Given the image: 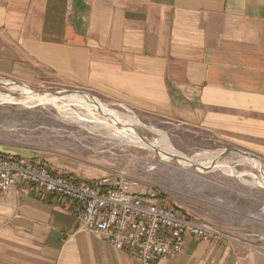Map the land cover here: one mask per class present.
Returning a JSON list of instances; mask_svg holds the SVG:
<instances>
[{"label":"crops","instance_id":"1","mask_svg":"<svg viewBox=\"0 0 264 264\" xmlns=\"http://www.w3.org/2000/svg\"><path fill=\"white\" fill-rule=\"evenodd\" d=\"M0 76L54 77L264 154V0H0ZM250 246L186 236L182 254L153 264H264ZM0 264L142 263L85 230L65 199L20 183L0 205Z\"/></svg>","mask_w":264,"mask_h":264},{"label":"rangeland","instance_id":"2","mask_svg":"<svg viewBox=\"0 0 264 264\" xmlns=\"http://www.w3.org/2000/svg\"><path fill=\"white\" fill-rule=\"evenodd\" d=\"M0 79L24 84L34 91H81L54 77L30 82L8 76H0ZM2 94L12 95L14 100L9 104L0 98V144L41 153L48 164L70 166L72 171L68 172L72 175H68L76 178L84 176L92 181L125 177L137 180L145 189L156 191L164 206L174 207L232 238L214 242L248 243L253 252L264 255V185L246 183L262 176L252 161L244 162L243 157L228 154L219 163L232 167L238 175L227 174L220 168L201 173L174 160L164 161L157 153L124 145L109 136L105 129L91 131L92 124L82 126L71 122L54 106L27 104L20 90L0 87ZM108 107L122 114L135 115L143 124L138 131L151 142L158 138L152 132L153 128L163 132L175 150L190 158L231 148L249 152L237 146L235 141L211 133L195 132L192 128L169 122L151 123L122 107ZM71 109L74 115L86 113L76 107ZM255 155L264 161V154ZM87 179L77 180L90 183Z\"/></svg>","mask_w":264,"mask_h":264},{"label":"built area","instance_id":"3","mask_svg":"<svg viewBox=\"0 0 264 264\" xmlns=\"http://www.w3.org/2000/svg\"><path fill=\"white\" fill-rule=\"evenodd\" d=\"M20 183L65 199L80 216L82 227L118 251H128L142 264L180 255L185 237L204 242L232 240L222 230L164 206L160 195L137 180L105 177L80 182L54 172L42 160L0 156V205Z\"/></svg>","mask_w":264,"mask_h":264},{"label":"bare ground","instance_id":"4","mask_svg":"<svg viewBox=\"0 0 264 264\" xmlns=\"http://www.w3.org/2000/svg\"><path fill=\"white\" fill-rule=\"evenodd\" d=\"M11 82L13 81H9V80L7 81V80L0 79V83L10 85L8 89L12 91H18V92L19 90L22 91L25 96V101H27V103L32 104V105L33 104H37V105L47 104V105L54 106V108H57L62 113V116L68 118L71 122H74L82 126H88L89 124H92L93 126L90 129L91 131H95L98 129H105L109 136L118 140L120 143L124 145H129L131 147L135 146L137 148L146 150L148 152L156 153L155 149H158V150H162V152H164L165 154H169L171 156L188 157L178 152L177 150H175L170 140L168 139V137L163 132H160L159 130H156L154 128L152 129L153 130L152 132L157 134L158 138H156L155 140L151 142L152 144V147H151L145 141L140 139L138 135L136 134V132L132 128H130V126H132L136 128L137 130H139L140 127H143V124L140 122V120L135 115H128L124 113L122 114V112L120 113L116 110L110 109L106 104L99 101V99L93 98L90 95L82 96L79 94H68L65 96L63 95L62 97H54L51 94L38 95L37 93L31 92L30 88H28L26 85H24V87L15 86V85H12ZM0 98H2L3 100L5 99V97L2 95H0ZM71 107L79 108L82 111L86 110V113L84 114L77 113L76 115H74V113L70 112L72 110ZM220 154L221 152H215L212 154H202V155H196L194 158H190V157L188 158H190V162H196L204 167H208ZM159 155L164 161L171 160L165 155H162V154H159ZM243 158H244L243 159L244 162L249 160V159H246L245 157ZM190 162L180 161L178 163L185 168H192ZM251 164H253L255 169L258 171L262 167L261 164L257 161ZM218 168H220L223 172L227 174L228 173L237 174L234 171V169L228 166L227 164L220 165L219 163V165L215 169H218ZM259 178H258L259 181L256 179H253V181H249V182L246 181V183L252 186H255L256 184H258L257 182H259V183H262V186H263L264 185V174Z\"/></svg>","mask_w":264,"mask_h":264},{"label":"water","instance_id":"5","mask_svg":"<svg viewBox=\"0 0 264 264\" xmlns=\"http://www.w3.org/2000/svg\"><path fill=\"white\" fill-rule=\"evenodd\" d=\"M12 85L15 86H21L24 87V84L21 83H17V82H11ZM0 87L1 88H8L10 87L9 84H4V83H0ZM31 92L33 93H37L38 95H46V94H51L54 97H62L63 95H68V94H79L82 96L85 95H90L91 97L95 98L93 95L84 92V91H61V92H46V91H34L32 89H30ZM21 96H23L22 94H20ZM2 96L5 97V99L3 100L4 103H13L12 101L14 100V97L12 95H4L2 94ZM100 101V100H99ZM96 103V102H95ZM28 104V103H27ZM130 128H132L136 134L138 135V137L140 139H142L143 141H145L148 145H150L152 147L151 141H149L148 139H146L136 128L130 126ZM155 152L159 155H165L166 157L170 158L171 160L180 162V161H186V162H190V158L188 157H183V156H171L169 154H165L164 152H162V150H158L155 149ZM228 154H237L241 157H245L246 159L251 160L252 162H259L261 164V168L259 170L260 174L263 175L264 174V161L256 156L255 154L237 149V148H231V149H225L221 152V154L208 166V167H204L196 162H190L192 168H195L196 170H198L201 173H209L211 171H213L218 165L220 160L225 157ZM0 156L3 157H13V158H20V159H24V160H30V161H34V160H41L42 159V154L35 152L33 150H28L25 148H19V147H14V146H7V145H0Z\"/></svg>","mask_w":264,"mask_h":264}]
</instances>
